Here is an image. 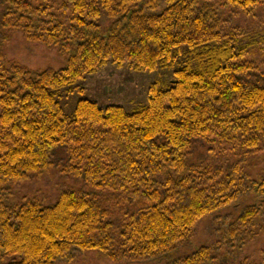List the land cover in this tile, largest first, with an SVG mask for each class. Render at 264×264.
<instances>
[{"label": "trees", "instance_id": "1", "mask_svg": "<svg viewBox=\"0 0 264 264\" xmlns=\"http://www.w3.org/2000/svg\"><path fill=\"white\" fill-rule=\"evenodd\" d=\"M262 1L164 0L160 8L158 0H1L0 39L20 31L57 47L67 63L33 72L5 64L0 48V264L70 263L75 251L155 263L222 210L228 244L242 248L259 236L264 173L251 177L247 160L264 157V69L254 62L264 49L259 36L244 43L221 10L247 15ZM108 64L172 70V80L152 84L148 102L132 112L80 99L66 116L60 92ZM197 143L241 159L191 164ZM58 148L65 171L94 193L5 205L7 186L48 171ZM247 195L257 201L230 217ZM220 249L201 245L167 264H213ZM260 256L264 264V247Z\"/></svg>", "mask_w": 264, "mask_h": 264}, {"label": "rangeland", "instance_id": "2", "mask_svg": "<svg viewBox=\"0 0 264 264\" xmlns=\"http://www.w3.org/2000/svg\"><path fill=\"white\" fill-rule=\"evenodd\" d=\"M164 5V0H158V7ZM1 7V0H0ZM1 9V8H0ZM249 13L221 10L222 17L226 20L230 28L238 30L243 35V42L248 43L253 35L259 41L258 45L264 49V1L260 6L249 9ZM105 31L110 22L105 16H101L96 21ZM247 37H245V36ZM2 59L5 64L13 63L27 68L30 71H43L53 69L58 71L66 66L67 60L57 47L46 46L37 42L26 41L20 31H10L8 38L0 39ZM253 59V58H251ZM255 64L264 69V58ZM172 80V70L156 71H136L128 66L118 67L108 64L100 68L95 73L75 82L72 90L60 92L57 98L63 108L64 114L70 116L80 99H89L96 102L101 107L108 105L122 106L127 112L134 111L137 106L148 102V89L152 84H157L162 88L164 83ZM74 87V88H73ZM228 148V147H227ZM65 149H57L53 162L55 165L41 175H33L28 180L7 186L4 204L12 206L26 199H37L43 205L53 204L59 194L66 190H75L85 193H94L90 187L86 186L83 178H75L66 172L68 159ZM233 153H235L233 151ZM230 151H223L217 144L197 143L192 155L189 157L191 164L202 165L206 163H221L230 167L241 159V152L233 155ZM251 163L248 173L251 177H257L264 173V157L247 160ZM247 163V162H246ZM244 164V163H243ZM66 170V171H65ZM257 201L255 195H247L240 198L238 206L229 211L230 217L234 218L238 214V209ZM236 204V205H237ZM226 210L216 213L215 217H206L200 220L194 227V234L187 241L164 259H158L155 263H114L108 260L102 253L97 251L79 252L75 251L74 260L70 263L58 261L57 264H167L170 260L188 256L197 250L201 245H220L218 261L213 264H239L249 262L251 264H262L260 250L264 247V228L259 236L242 248L237 245L228 244L225 240V228L220 218L226 215ZM264 227L263 217L260 219Z\"/></svg>", "mask_w": 264, "mask_h": 264}]
</instances>
